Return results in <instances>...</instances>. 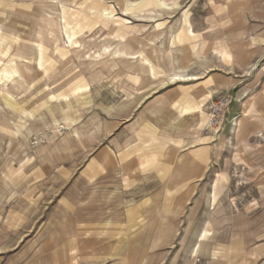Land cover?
I'll list each match as a JSON object with an SVG mask.
<instances>
[{
	"label": "rangeland",
	"instance_id": "obj_1",
	"mask_svg": "<svg viewBox=\"0 0 264 264\" xmlns=\"http://www.w3.org/2000/svg\"><path fill=\"white\" fill-rule=\"evenodd\" d=\"M103 1L0 0V264L45 262L66 203L103 177L135 207L119 236L103 231L105 247L86 249L89 264H264V168L237 136L245 109L264 119L260 44L246 60L251 1L124 0L125 11ZM120 23L141 27L143 59L116 54V35L131 30L118 32ZM155 70L164 81L144 87ZM219 94L232 102L209 139L206 108ZM193 103L198 130L181 113ZM166 132L195 133L213 146L210 163L187 180L177 168H148V146ZM262 138L249 142L261 149ZM131 140L135 157L119 162L117 142ZM171 140L166 159L171 149L176 158Z\"/></svg>",
	"mask_w": 264,
	"mask_h": 264
},
{
	"label": "crops",
	"instance_id": "obj_2",
	"mask_svg": "<svg viewBox=\"0 0 264 264\" xmlns=\"http://www.w3.org/2000/svg\"><path fill=\"white\" fill-rule=\"evenodd\" d=\"M98 1L100 2L101 6L103 5L105 7L109 6L108 1H106V3L103 0H98ZM117 1H118L117 5H119L118 7L122 11H125V6H124L125 4L123 3L124 0H120V1L117 0ZM135 1L136 0H131L130 2L134 3ZM250 1H251L250 4L248 3V1L246 2L248 6L246 7L247 9L246 12L251 14V19H250L251 32L248 30L249 29V24H248V26H246V34L248 32V38L245 43L250 44L252 48L251 50L249 48L247 49L246 60L249 58V56L250 59L252 60V58L255 56L254 51L256 52L258 51L254 47V45L260 44V48H261L260 60L263 61V65H262L263 67L261 68V72L259 75L262 79V86L264 87V0H261V2L260 0H250ZM90 17L92 18L91 15ZM66 18H69V15H66ZM67 23L70 27L71 21L70 22L67 21ZM120 24L122 26H118V32L120 31V29L130 28V26L125 23H120ZM90 25H92L91 21H90ZM161 25L162 24H159L158 27H161ZM138 29H141V27L135 29L132 28L129 33L120 32V34L116 35L115 38H119V41H117L116 43L118 48L117 51L122 50L126 54V56L122 54L123 59L124 58L129 59L130 57H132V55L138 56L137 58H140L142 56V53L138 54V47H142L141 45L144 44L143 40L145 37H142L139 34V32H137ZM143 30L144 31L146 30L145 27H142V31ZM186 32H183V34L181 35L187 34ZM249 32H250V36H249ZM180 38L183 39L182 36H180ZM146 39L150 41H154L153 34L152 35L147 34ZM42 59L43 58L39 55L38 61H40V64L42 63L41 62ZM118 59H120V57H118ZM27 67L29 68V65ZM3 74L4 75L7 74L5 69L3 70ZM158 75L160 74L157 70L153 71L152 77L148 79L149 83L144 84V87L152 83V80H158V83L164 81L165 78L160 76L156 77ZM177 76H172L170 77V79H174ZM137 79L138 77H135V80ZM188 105L189 104H187V107L181 109V113L191 111L192 113L189 116H191L190 118L194 121L193 127L195 130H198V126L200 123L199 121H201L203 118L202 111L200 110V106H198V104L196 103H193V105H189V106ZM207 110L208 109L206 108V112ZM245 110L247 111H244V113L242 114L239 120V124H238L239 127L237 128L238 130L237 136L238 137L240 136L241 142L245 144L246 147L245 151H249L250 154L255 155L256 156L255 160L258 161V163L257 162L256 163L259 164L260 167L264 168V148L259 149L260 147L258 146V144L253 145L252 143L249 142L250 139L252 140L254 137H260V135L261 137H263L262 140H264V119L257 118L254 115L249 114L248 109ZM229 111H230V107H229ZM164 112L167 111L164 110ZM136 134H138V132ZM171 136H172L171 134L166 132L161 136H157L159 139H155L154 143L150 142V145L148 146L150 151L148 152V156L145 157L147 160H149L148 168H160L161 171L165 173L167 168H177L176 169L177 175L181 177L183 176L182 178L187 180L188 177L192 176L194 173L198 171H201L202 168H206V165L210 163L211 154L214 150L213 146L201 142L195 133H190V136L192 137H189L188 135L186 137H184L183 135L182 136L176 135V138L172 139L173 141H175L176 144L175 146L178 147L175 156L176 158L173 159L174 157L173 149H171L172 151H170L171 153L169 159L164 158L167 156L168 153L167 146H169L168 141L171 140ZM133 141L134 140H131L130 143L127 145L124 144L123 147L121 146L120 141L117 142L116 147H117L119 162H121L120 160L121 157L124 158L126 157V155L127 156L135 155V153L137 152L136 151L137 147L136 145H134ZM179 142L180 144H178ZM131 143L132 145H130ZM260 144H264V143H260ZM125 166L126 165L123 164V166L121 167L118 163L117 168H125ZM120 171L121 170L116 168L111 169V172H115L116 174H118V172L120 173ZM161 179L164 180L165 177L162 176ZM116 180L117 179H115L114 181L116 182ZM92 185L85 187V189H82L81 192H77L76 189V194L73 196L74 198H72L71 200L72 202L68 201L66 203L65 210H67L68 216L62 219V223L59 227V231L61 234L60 245L58 248H54L53 250H50V252L47 253L48 255L46 257V261L43 262L42 264H89L88 262L91 261L89 259H91L92 257L86 252V249H92V251L95 252L96 250L93 249H96V247L99 248L105 247L106 244L104 243L103 239L101 240L98 239L103 231H107L108 236L114 237V236H119L124 230L122 229L124 226L121 223V221L123 220L122 218L123 212L125 211L126 214H128L130 217V214L134 212L135 206L134 207L129 206L127 208L126 207L124 208L127 202L129 203L131 201L129 199L128 201H125L124 196H122V193L118 191L119 186H116V188L115 187L110 188V186H107L109 184L104 179V177L102 179L101 186L99 188L96 187L97 190H94L95 187H93ZM116 190L118 192H116ZM138 190L139 192L142 190L145 191L146 188L144 186V187H140ZM262 195L264 197V189L262 190ZM164 197L167 199L166 194L164 195ZM180 202L183 203L184 200ZM21 211H22V205H21ZM225 211L226 210L224 207H222V209L220 208V212L225 213ZM108 227L109 229H107ZM168 234H170V232L167 233V229H164V231L161 232V235L164 236ZM79 244L83 246L80 247L81 252L76 255L74 254V252ZM260 246H263V244H261ZM235 249H236V245H235Z\"/></svg>",
	"mask_w": 264,
	"mask_h": 264
},
{
	"label": "built area",
	"instance_id": "obj_3",
	"mask_svg": "<svg viewBox=\"0 0 264 264\" xmlns=\"http://www.w3.org/2000/svg\"><path fill=\"white\" fill-rule=\"evenodd\" d=\"M232 98L229 94H219L208 106L207 120L202 134L209 139H215L224 129Z\"/></svg>",
	"mask_w": 264,
	"mask_h": 264
},
{
	"label": "bare ground",
	"instance_id": "obj_4",
	"mask_svg": "<svg viewBox=\"0 0 264 264\" xmlns=\"http://www.w3.org/2000/svg\"><path fill=\"white\" fill-rule=\"evenodd\" d=\"M145 16V15H144ZM147 17V16H146ZM79 49V48H78ZM75 50V49H74ZM125 50V49H124ZM116 54H118V55H124V56H126V54H125V52H123L122 50H119V51H117L116 52ZM138 56H136V55H132V57L131 58H137Z\"/></svg>",
	"mask_w": 264,
	"mask_h": 264
}]
</instances>
